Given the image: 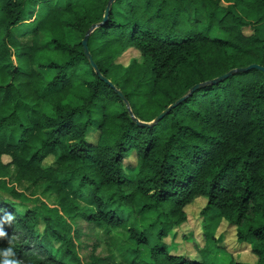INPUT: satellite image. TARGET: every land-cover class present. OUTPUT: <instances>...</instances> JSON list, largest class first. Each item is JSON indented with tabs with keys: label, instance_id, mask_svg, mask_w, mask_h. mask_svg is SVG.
<instances>
[{
	"label": "trees",
	"instance_id": "obj_1",
	"mask_svg": "<svg viewBox=\"0 0 264 264\" xmlns=\"http://www.w3.org/2000/svg\"><path fill=\"white\" fill-rule=\"evenodd\" d=\"M109 1L0 0V251L17 264H264V71L208 83L264 66V0H116L104 21ZM94 25L89 50L115 88L85 53ZM133 48L142 60L118 62ZM197 84L160 122L134 118L153 122ZM200 197L207 241L193 261L166 239ZM79 218L126 230L120 261ZM223 221L256 263L220 244Z\"/></svg>",
	"mask_w": 264,
	"mask_h": 264
},
{
	"label": "rangeland",
	"instance_id": "obj_2",
	"mask_svg": "<svg viewBox=\"0 0 264 264\" xmlns=\"http://www.w3.org/2000/svg\"><path fill=\"white\" fill-rule=\"evenodd\" d=\"M204 20V17H202ZM219 35V31L215 32ZM77 39L74 38V41ZM132 58H136L138 60H142L141 54L136 49H129L126 51L118 60V62L128 65ZM73 102H76L73 99ZM89 139L93 142H97V133L94 132L90 135ZM5 162L10 161V157H4ZM49 162V161H48ZM137 163V155L136 153H132L131 156L125 161L126 170L128 174H131L134 171V168ZM17 169L16 167H11L10 182L13 185H17L15 181V173ZM19 190L22 192L25 188L23 186H18ZM54 196H45V199L52 205L55 204L53 202ZM44 199V197H43ZM207 198L200 197L197 198L192 204L186 207V211L188 213V220L179 228L174 230L166 239V241L172 245L173 254H183L188 257L190 260L198 261L202 259V254L200 249L206 246V229H205V221L206 217L202 214V209L207 205ZM31 204V203H30ZM34 204V203H33ZM30 206H19V210L24 212L25 210H29ZM137 221L136 216H132L130 218L129 223H135ZM77 227H81L84 232V238L89 239L91 243L95 241L99 243V251L102 254H108L109 252L114 253L116 259L118 261L121 260L122 252L120 249V242L122 236L126 233L125 229H111L105 230L101 228H93L87 222L82 219H77L76 221ZM40 231L44 230V226L40 225ZM41 231V232H42ZM216 237L221 238L220 244L224 246L225 250L231 254L237 261H242L246 263H256L257 257L252 252V248L250 244L241 243L237 239L236 235V227L230 225L229 223L223 221L219 226Z\"/></svg>",
	"mask_w": 264,
	"mask_h": 264
},
{
	"label": "water",
	"instance_id": "obj_3",
	"mask_svg": "<svg viewBox=\"0 0 264 264\" xmlns=\"http://www.w3.org/2000/svg\"><path fill=\"white\" fill-rule=\"evenodd\" d=\"M116 0H110L109 1V4L106 8V12H105V17H104V21H106L108 18H109V15H110V11L112 9V6L113 4L115 3ZM98 25H94L89 31L88 33L86 34L85 38L83 39L82 43H83V46H84V49H85V53L87 55V57L89 58L90 60V63L92 65V67L95 69L96 73L100 76V78L102 80H104L106 83H108L110 86L114 87L115 88V85L112 83V81L108 78H106L101 70L99 69L97 63L94 61L93 57H92V54L90 53V50H89V46H88V41H89V36L90 34L93 32V30L97 27ZM260 69L262 71H264V66H261V65H258V64H251L247 67H242V68H237V69H233L215 79H213L212 81L208 82V83H212V84H216V83H219V82H222L224 80H226L227 78H229L231 75H233L234 73L236 72H242V71H249L251 69ZM204 84H197L195 85L191 90L190 92H188L186 95L182 96L181 98L177 99L174 103H172L168 108H166L163 112H161L157 117L156 119L151 122V123H147V122H143V121H140L139 119H137L136 117H134V113L132 112V110L130 111L131 115L136 119V121L138 123H140L141 125H152L154 123H158L160 122L165 116L169 115L173 109H175L179 104H181L183 101H185L186 99H188L197 89H199L201 86H203ZM120 94L122 95V92H120Z\"/></svg>",
	"mask_w": 264,
	"mask_h": 264
},
{
	"label": "clouds",
	"instance_id": "obj_4",
	"mask_svg": "<svg viewBox=\"0 0 264 264\" xmlns=\"http://www.w3.org/2000/svg\"><path fill=\"white\" fill-rule=\"evenodd\" d=\"M3 235H5V233L0 230V236ZM14 255L15 253L12 247H8L7 249L0 251V256L4 257L3 259H0V264H17L14 259H10Z\"/></svg>",
	"mask_w": 264,
	"mask_h": 264
}]
</instances>
